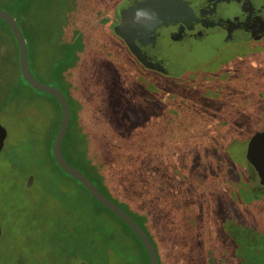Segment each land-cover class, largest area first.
<instances>
[{"label": "rangeland", "instance_id": "374dc122", "mask_svg": "<svg viewBox=\"0 0 264 264\" xmlns=\"http://www.w3.org/2000/svg\"><path fill=\"white\" fill-rule=\"evenodd\" d=\"M24 1L0 8L17 20L31 73L68 98L87 158L104 149L98 161L113 183L100 188L148 232L158 263L264 264V187L243 141L264 131V38L172 78L137 68L113 32L124 0ZM16 52L0 23V264H143L132 234L50 159L56 102L20 79ZM172 135V176L154 157L137 163Z\"/></svg>", "mask_w": 264, "mask_h": 264}, {"label": "water", "instance_id": "95a60500", "mask_svg": "<svg viewBox=\"0 0 264 264\" xmlns=\"http://www.w3.org/2000/svg\"><path fill=\"white\" fill-rule=\"evenodd\" d=\"M201 3L202 0H125L118 8L121 20L113 28V32L124 42L140 65L172 78L180 77L184 72L194 70L205 61L211 60L226 44L257 40L264 36V0L258 1L261 11L250 13L243 26L239 24L237 16L215 27L198 22L199 17L203 18L202 14L197 13ZM136 8L148 9L154 13L156 23L150 27L134 24L132 16ZM0 19L8 26L16 43L22 79L33 90L52 96L59 104L60 122L51 147L53 160L137 236L147 253L149 264H159L155 247L142 227L118 204L102 194L84 173L73 167L64 157L61 143L70 122L68 100L59 89L41 84L31 73L27 62L26 42L15 19L1 8ZM184 31L192 34L186 47L188 50L180 52L176 45L177 41L180 42L178 36L182 37ZM6 135V130L0 124V152ZM245 159L257 174L259 184L264 187V131H257L248 139ZM31 181L32 178L29 177L28 184Z\"/></svg>", "mask_w": 264, "mask_h": 264}, {"label": "trees", "instance_id": "16d2710c", "mask_svg": "<svg viewBox=\"0 0 264 264\" xmlns=\"http://www.w3.org/2000/svg\"><path fill=\"white\" fill-rule=\"evenodd\" d=\"M22 5L25 3L24 0H22ZM17 7H21V6H17ZM10 14V13H9ZM104 14V13H103ZM11 15V14H10ZM12 16V15H11ZM14 17L15 19V22L17 23V20L15 18V16H12ZM0 23L8 30L10 36L12 37L13 41H14V38L11 34V31L10 29L8 28V26L5 24V22H3L1 19H0ZM104 23H102L101 25H103ZM18 25V23H17ZM96 23H92L91 26H85L83 27V32L84 31H87L89 30V28L91 27H96ZM19 27V25H18ZM20 28V27H19ZM21 30V29H20ZM71 41V40H69ZM15 43V41H14ZM124 44V43H123ZM73 44L72 42L70 43V47L72 48ZM15 47H16V43H15ZM16 51H17V47H16ZM17 53V52H16ZM133 57V56H132ZM134 58V57H133ZM16 60H17V69H18V73H19V76H20V79L26 83L21 75H20V72H19V67H18V53H17V56H16ZM135 60V58H134ZM135 63L137 64V68L141 67L142 69L144 68L142 65H140L136 60H135ZM154 72V71H153ZM157 73V72H156ZM159 74V73H158ZM161 75V74H160ZM162 76V75H161ZM31 88V87H30ZM52 97V96H51ZM66 97V96H65ZM53 98V97H52ZM67 98V97H66ZM54 101L56 102V106H57V111H58V115H59V122H60V108H59V104L57 102V100L55 98H53ZM68 100V98H67ZM69 103V106H70V122H69V126H68V130H67V133L61 143V151L64 155V157L66 158V160L73 166L75 167L76 169H78L79 171H81L82 173H84L94 184L95 186L100 190V192L102 194H104L107 198H109L103 191L102 188H107V184L108 185H112V181L110 180V178L105 174L100 162L98 161V159L102 156H104V149L100 148V149H96V148H92V150H90L92 152V158H87V156L84 154V148L83 149H79V143L81 142L82 137L84 136V129L83 128H80L79 130L76 129V126H75V132L76 134L74 135L72 133V131H74V125H75V122L76 120L73 119V114H72V109H71V105H70V102L68 101ZM76 115V113H74V116ZM109 116L110 118L113 119H117L119 117V114L116 115V112H109ZM107 117V115H106ZM59 122H58V126H59ZM256 125H258L256 123ZM95 126L98 127V131L99 132H102L101 134L104 135L105 132L107 131L106 127L104 124H96ZM116 128H118L119 130V134H128L130 131H127L126 129L122 128V126H116ZM58 129V127H57ZM57 132V130H56ZM55 132V134H56ZM54 134V135H55ZM222 135L224 134V132L221 133ZM252 136V132H250L249 134H245L244 135V144L248 141V139ZM55 137V136H54ZM53 137V138H54ZM73 137V138H72ZM180 139V136H177V135H172L171 138L167 137L166 141L167 142H164L163 144H161L159 147H157L156 149L152 148V146H150L148 148L147 151L143 152V154L138 158L137 160V163H140L142 162L144 159L146 158H151V157H154L153 162L154 164H159V167H165L167 170H166V175L168 176H172L173 174V170H174V167H173V163H175L176 161H178V157L175 155V151H174V146L177 144V142L179 141ZM235 141H238L237 139H235ZM233 143V141L231 142ZM52 144V142H51ZM51 144H50V147L48 149V154H49V157L50 159L52 160V162L55 164L56 168H58L60 171H62L58 166L57 164L55 163V161L53 160L52 158V154H51ZM231 145V144H230ZM71 146V148L73 149V152L77 155V160L76 159H72V161H70L67 156H66V152L65 151H68L69 147ZM230 147V146H229ZM225 151V148H222V152ZM247 168V167H246ZM181 171H182V174L183 176L188 179L190 182H191V179L190 177L188 176L187 174V170L182 166L181 168ZM65 175L69 176L68 174H66L64 171H62ZM248 175V174H247ZM247 175H246V178L245 177H242L243 179H247ZM70 177V176H69ZM72 180H74V182L76 184H78L80 187H82L74 178L70 177ZM240 179H235V182H239ZM222 185V184H220ZM218 185V186H220ZM100 186H102V188H100ZM229 186H233L232 184ZM217 187V185L215 186ZM83 188V187H82ZM84 189V188H83ZM85 190V189H84ZM105 190V189H104ZM86 191V190H85ZM87 192V191H86ZM87 194L91 197V195L87 192ZM92 198V197H91ZM110 199V198H109ZM92 200L97 204L99 205L100 207H102L106 212H108V214L110 215V217L114 220H116L118 223H120L121 225H123L129 232L130 234H132L133 238L137 241V243L140 245L141 247V250L143 251V254H144V263L143 264H149L148 262V257H147V253L142 245V243L140 242V240L137 238V236L120 220L118 219L115 215H113L110 211H108L106 208H104L102 205H100L95 199L92 198ZM112 200V199H110ZM113 201V200H112ZM115 202V201H113ZM116 203V202H115ZM117 204V203H116ZM119 205V204H118ZM204 205L207 207L208 205V201H204ZM120 206V205H119ZM127 214H129L122 206H120ZM130 215V214H129ZM131 216V215H130ZM132 217V216H131ZM133 218V217H132ZM136 222L137 220L135 218H133ZM138 223V222H137ZM139 224V223H138ZM140 225V224H139ZM142 227V225H140ZM142 229L146 232V234L149 236L148 232L142 227ZM149 238L151 239L153 245H154V242L152 240V238L149 236ZM155 247V246H154ZM194 262V261H193ZM194 264H196V262H194ZM199 264H215L214 263V259L212 256H207L203 261L202 263H199Z\"/></svg>", "mask_w": 264, "mask_h": 264}, {"label": "flooded vegetation", "instance_id": "af4514ba", "mask_svg": "<svg viewBox=\"0 0 264 264\" xmlns=\"http://www.w3.org/2000/svg\"><path fill=\"white\" fill-rule=\"evenodd\" d=\"M258 1L259 0H202V3L201 5H199L197 13L202 14L203 18L199 17L200 21L199 20L197 21L205 25H210V26L214 25L215 27V25H221V24L227 23L233 20V17L237 16L239 18V21H238L239 24L243 26V22H246L249 19L250 13L261 11L262 7L259 6ZM120 3L119 5L118 4L117 5L120 6ZM119 19L121 20V17ZM185 30L188 31L187 29ZM191 34L192 33L190 32L187 33L184 31L182 37L178 36V40H180L181 43L177 41L178 45L176 46L179 48L180 52H184L188 50L186 49V47L189 45V37ZM262 38H264V36H262L261 38L257 40H249L246 42H238V43H229V44L222 46V48L228 45H238V44H243L247 42H255V41H259ZM221 49L219 50V52L221 51ZM214 58H212L211 60H213ZM211 60H208V61H211ZM191 71H186V72H191Z\"/></svg>", "mask_w": 264, "mask_h": 264}, {"label": "clouds", "instance_id": "9594fccd", "mask_svg": "<svg viewBox=\"0 0 264 264\" xmlns=\"http://www.w3.org/2000/svg\"><path fill=\"white\" fill-rule=\"evenodd\" d=\"M132 22L141 27H150L152 24L156 23V16L148 9L136 8L133 12Z\"/></svg>", "mask_w": 264, "mask_h": 264}]
</instances>
